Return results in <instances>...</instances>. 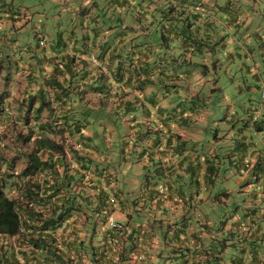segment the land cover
Listing matches in <instances>:
<instances>
[{"label": "trees", "instance_id": "16d2710c", "mask_svg": "<svg viewBox=\"0 0 264 264\" xmlns=\"http://www.w3.org/2000/svg\"><path fill=\"white\" fill-rule=\"evenodd\" d=\"M49 1L51 0L32 1L31 7L26 6L28 5L27 3L20 1L19 3L24 4V6H18L15 9L10 7L12 6L10 2H3V12L7 14L4 16L5 21L14 23L17 20L22 19L23 24H26L33 19L35 20V15L40 16L42 14L40 11H37L36 8L42 4V10L44 13L46 11L45 4ZM83 1L84 0H68L67 2L69 4H79V8L76 12V19H74V21H71L70 19V23L75 22L71 26L70 31H66V27H56L55 29H51L53 34V42L51 44L53 46L50 49L55 53L54 55L51 53V55L44 54L46 53V40L44 36H47V34L45 35V33L40 32L35 33V46H42L41 48L44 50L42 54L44 56L42 58L39 57L40 65L38 69L35 70V76L29 73L26 74L27 69L23 67H26L27 65L22 67L19 65L20 58L27 59L30 54L26 55L20 53L18 55L10 56L11 54L16 53L17 50H20V48H18V43L10 48L0 49V72L2 70L1 68H4L5 66L8 68H14L16 71L17 63L18 67H21L24 70L21 71L19 69L20 75L21 72L22 75L25 74L26 81L28 80L27 84L30 87H32L34 82L38 84V88L33 89V94H27L26 90L23 93L22 100L19 101L20 104L24 106V109H20V112L16 109L17 112L13 115L15 121L12 125H15L16 123L14 127H16L17 130V124L21 121L23 124L22 116L27 112L25 109L26 107L33 108L34 113L40 111L35 119L33 118L34 120L37 118L40 120L41 113L45 106L48 107L51 101H53L51 98L54 99V102L59 101V105L61 106L57 114L52 113L53 108H48L51 111L50 115L47 117V119L50 117L48 123L38 126H30L28 121L26 125H21L13 139L6 138V141H4L0 136V167H5L2 174L0 173V264H28L31 261L33 262L30 264H39L42 260L40 261L34 253L39 252L40 254V252H42V254H44V252L46 253V251L50 250L57 252V248H52V245L56 242V239H59V236H57L58 230L61 229L66 231L67 229H70L68 232L74 235V233H72L74 231V229H72L74 226L72 225L77 220L74 212L77 211L80 214H83V216L85 215V219H89L91 216V213L88 214L82 209L83 202L77 200V191H75L76 187H79L78 184H86L87 181H89L85 174H87L86 171H89L88 169L91 168L88 161V157L91 154L89 151L90 143L88 141L91 140V137L82 132L85 125L83 122L84 118L82 115L76 116L77 112H75L74 108L71 106L73 105L74 99L77 100L79 98V101H81V99L83 100L88 89H92L94 93L102 95V97L99 98V102L100 100L106 102L110 100V102L114 103V107L106 112V115L108 113L109 116L107 118L112 121L115 132H120V128L122 127H126L127 130H134L131 134L126 133V139H132L126 142V144H130L132 148L140 150L138 158L144 155L147 149L150 150L149 154H152L151 150L158 148L161 141L160 138L162 135H159L157 138L153 137L152 141L148 140L150 133L148 128H143L142 126L145 125L142 124L145 123L143 122V116L147 114L149 118L152 113L150 112L149 107L144 105L143 100L139 97L130 96L124 99L125 96L128 95V93L124 92V89H133L142 92L145 86L149 84V80L142 81L140 78L135 79L136 72H138L139 69H141L144 77H148L150 74V68L147 67L148 65L141 64L138 66L137 61L134 59L141 52L139 48L144 46V43L147 44L151 42L146 40L139 41V44L132 42L131 40L136 36L138 30H134V28H130L129 26V23L132 21L139 24L144 21V17L148 13L149 7H144L143 3L146 1L148 2V0H94L87 4H81ZM151 1L155 0H149V2ZM51 2L53 3L55 1ZM192 5L194 4L189 5L188 0H178L179 12L176 22L173 23V26L168 28H166L167 26L163 23L162 30L164 31L161 30L160 33V38L166 44L172 41L175 37H179L180 40L183 39V42H181V44L177 43L176 46L180 49L182 48V51L185 54H190V52H194L195 50L202 53L204 45L203 42H199L198 47L196 45L194 46L193 41H195V38H193L190 33V28H192V23L194 22L190 23V20L188 19V24L184 28V25L180 23V20H182L183 16L187 13L191 14L190 16L193 18V21H199L200 14L194 10L193 12L191 11ZM204 5L203 8L207 9L208 4L205 3ZM194 6L195 10H199L197 5ZM105 8L108 9V12L110 13H105V18L101 20L99 15L104 14L102 9L104 10ZM162 13L164 16L169 15V12L164 9L161 10L160 14ZM125 14L126 18L124 17ZM148 14L150 15L149 28L151 29L152 26H155L154 21L156 18L155 15L150 14V12ZM42 17L43 20L46 19V21H48L47 17ZM108 19L110 21L106 22L105 20ZM111 21L115 24H111ZM159 21H161L160 17ZM48 23L50 24L49 21ZM182 28L183 30H181ZM76 29L82 31L80 38L77 35L79 33L76 32ZM16 33L12 35L14 38H16ZM180 34H183L184 37H181ZM41 40L44 41V45H40ZM79 41H81V45L79 44ZM89 42L90 44H88ZM182 43H184V45H182ZM90 48L95 49L96 54L94 53L90 55ZM75 52H81V54L87 55L88 58L78 56ZM58 53L61 54L58 55ZM140 54L138 56H140ZM106 56L107 59H105ZM161 56L162 54L160 55V58ZM136 59L138 60L139 57ZM160 60L164 62L165 58L162 56ZM94 61H96V64ZM94 71L95 73H93ZM171 72V76L165 71L163 73L164 76H167L168 78L170 77V80H172L171 88L167 87L170 85H167L166 88L163 86L165 91L163 97L167 98L168 105H160L154 96H147V98L151 99L148 103L156 110L154 113L160 114L163 111V114L160 115V117H162L159 118V121H162L163 126L165 127L163 131L166 132V140L168 144L172 142L173 138H176V136L179 139L182 138V132L178 131L179 122L187 123L188 120L190 127H193L192 123L201 120L199 117L202 111H200L196 105L190 104L189 101H193L194 98L199 97V95L203 93L202 87H204L203 84H201V79L197 78V76L201 75L200 71L197 73V71L194 72L191 69H188L187 71L183 69L181 72L176 73L173 68ZM182 73L184 74L183 79L180 78V74ZM255 75L256 74L253 73V76ZM40 76L46 77L45 82L41 81ZM186 76L188 79H186ZM36 77L39 80L36 79ZM195 77L196 79L194 80ZM180 88H183L186 93L184 95L187 98V106L185 108L180 107L177 102L173 103L174 101H172V99L180 96L177 94ZM192 88L195 90L190 93L189 90ZM35 92L38 94V97L35 96ZM49 92H53L54 96L47 98L46 95ZM172 92L174 94H171ZM8 94H10V90H5L3 92L0 91V126H2L3 129L8 125L10 126L13 113L11 110L15 109L13 104L7 105V108L5 107L4 101L9 98L7 96ZM74 94L77 95V98ZM103 95L107 97H103ZM38 103L39 106H37ZM68 105L72 108L68 107ZM173 105H175V108H173ZM66 107L68 108L67 110H65ZM169 108L170 112H164ZM242 108H244V106H242ZM257 108L258 107L254 105L252 101L249 103L247 108L248 120L245 122L244 127L249 125L247 128L250 131V134L243 135L240 139H237L238 152L236 161L232 164L234 165V180L238 179L237 174L242 178V183L237 186L239 187V193L244 192L243 189L246 185L251 182L256 183L257 180L264 176V115L254 121L253 116ZM171 118H173L176 123V126L174 127L166 122L167 119ZM139 124L140 127L136 128ZM14 127H12V129H14ZM253 133L255 134L254 138H257V141L252 138L254 135ZM50 134L54 135L50 136ZM55 135L59 136V138L62 139V142H56L53 139ZM75 135L79 137L78 141L75 140L73 144L68 145L66 138H70L71 136L74 137ZM33 137L35 138L34 144L32 148L28 150L27 143L32 140ZM16 145H18L17 149ZM25 145L27 146L26 148H24ZM169 145L172 148V151H180L182 150L180 147H184L185 144L180 143L179 146H177L176 144L170 143ZM7 148L12 150L15 149L19 152L16 153L18 156L15 155L8 159L4 158L3 152ZM65 148L70 149L72 152L71 157L67 158L68 155ZM250 149H252V152H250ZM38 152H41V157H46L41 159L38 156ZM208 152H210L211 155L209 160V171L201 179L206 187L209 186L212 189L214 186L216 187V183L218 184L217 180H221V177L218 178L222 166L221 158L224 156L233 160L236 153L230 151L220 157V155L211 147ZM158 153L160 155L157 157V161H155L156 158H153V155H149L148 162L151 166L154 167L155 165L156 169L160 170L163 168L162 163L165 162L168 155L165 149L159 150ZM257 154H260L259 157H261V159H255V155ZM214 155H216V157ZM22 157L24 158V166L16 169L15 163L22 159ZM123 159L125 161L130 160L127 157ZM15 160H17V162H15ZM59 163L64 164L62 166L63 171L61 174H59L57 170ZM7 165H9V167H7ZM258 165H260V167ZM102 169L104 168H100V171ZM196 177L198 178V174ZM244 177L246 178L244 179ZM158 181L159 179L156 178L149 182L153 188L151 190L158 193L157 195L152 192L154 198L157 195L155 203L163 201V199L160 200L158 196L169 192V188L171 187L169 183L167 186L162 185L161 187H155L154 185L158 183ZM73 183L74 186L72 187ZM194 183L195 185L200 186L199 183L201 182L196 179ZM216 190L217 187L213 193H216ZM254 192H256L255 188L252 189L250 195ZM164 196L167 199L170 198V194L168 193ZM252 196L254 197L255 195ZM100 197L101 200L97 203V205L100 206L97 207L102 209L101 207L105 206L103 210L105 212L107 211L106 209L108 205H113L117 202V199L114 197L108 198L107 194H102ZM191 198L192 197L189 194L182 196V199L186 203L190 202ZM76 200L77 203H75ZM229 202H226L228 205L227 213L230 211L233 213L238 208L239 201L235 205L233 204L236 201L233 200ZM135 205L136 201L133 202L132 206ZM245 215L246 213H243L242 216ZM112 220L125 225L123 222L115 219ZM63 223H66L65 228L61 227ZM107 227L112 230H125L126 234L133 233L132 226L130 225L127 228L125 226L123 229L110 228L108 225ZM16 235L22 236L19 245L20 247L17 249L13 248L9 242V238ZM73 241H76L73 242V244L77 242H80L81 244V241H77L76 239H73ZM30 255H32V257L29 258ZM58 256L61 262L58 261L56 264H61L65 260V264H74V257L65 254H58ZM42 259L46 261L48 258L47 256H43ZM19 261L21 263H19ZM49 261L50 260H47L48 263H50Z\"/></svg>", "mask_w": 264, "mask_h": 264}, {"label": "crops", "instance_id": "0c3cea01", "mask_svg": "<svg viewBox=\"0 0 264 264\" xmlns=\"http://www.w3.org/2000/svg\"><path fill=\"white\" fill-rule=\"evenodd\" d=\"M20 1L23 0H0L1 50L4 48H10L18 43V39L14 38L12 35L23 29L26 25L25 23L23 24L22 19L17 20L14 23L5 21L4 16L7 14L3 12L4 7L2 6V3L10 2L12 6H9L15 9L18 6H24V4L19 3ZM52 1H60L64 7L63 9L71 13V21L76 19V12L79 8V4H69L67 3L68 0ZM91 1L94 0H84L81 4H87ZM143 6L146 8L149 7L148 13L150 12V14L155 15L156 19L154 22L156 33H161L163 27L162 24L165 19L171 20L168 24L165 23L167 26L166 28H168L173 26V23L176 22L177 19H174V16L177 15L178 18V0H155L151 2L148 0V2L146 1L143 3ZM161 8L168 11L169 15L164 16L163 13L160 14L162 10ZM148 13L145 15L142 23L130 22V28H134V30H138L140 33L147 34L150 29V15ZM41 16L49 17L47 13H42ZM159 17L161 18V21H159ZM74 23L75 22L66 26L65 30L70 31L71 26ZM76 32L79 33L77 35L80 38L82 31L76 29ZM46 34L47 36H44L46 40V53L44 54L54 55L55 53L50 49L53 46L51 44L53 42L52 30L47 29L45 31V35ZM181 42H183V39L180 40L179 37H175L169 43L181 44ZM169 43L166 44L161 39L156 41V44L151 45V43H144L145 45L139 48L141 50V54L139 53L140 56H138L139 54L137 55L139 59L137 60V57L134 59L137 61L138 66L141 64H153L154 68L149 70L150 74L148 77H142L143 73L141 69H139L138 72H136L135 79L140 78L142 81L149 80L150 82L152 75L160 76L164 71H166L169 76L172 75L171 71L174 67H167L164 70L163 62L160 60L162 58V56L160 58L162 51L164 49H171L172 46H170ZM79 44L81 45V41H79ZM88 44H90V42ZM182 45H184V43H182ZM41 47L42 46H37L36 50L28 55L27 59L20 58V63L18 62L19 65L21 67L27 65L26 67H23L27 69L26 74L29 73L35 76V70H37L40 65L39 59L44 56L42 55L44 50ZM94 53L96 54V50L90 48V55ZM59 54L61 53H58V55ZM75 54L88 58L87 55H83L81 52H75ZM105 59H107V56ZM94 63L96 64V61H94ZM21 67H18V64L16 63V71L19 75V79L15 80L17 86L10 90V94L7 95L9 98L4 101L6 108L7 105L13 104L15 109H12L11 111L14 112H20V109H24V106L19 102L23 98V93L27 90V94H30L33 92V89L38 88L36 82L32 84V87L27 84L28 80L26 81L25 74L22 75L21 72L20 75L19 69L24 71ZM46 67L48 68L47 65ZM11 70L15 69L12 68ZM181 71L182 70L175 69L176 73ZM257 72L258 71L255 72L256 75L253 76V78L255 79V82L258 83L255 87L257 89L260 88V92L261 87H264V80ZM93 73H95V71ZM182 75L184 74L182 73ZM37 77L36 79H38ZM40 78L42 82H45L46 77L40 76ZM252 89L253 88H251L250 91ZM194 90L195 89L192 88L189 91L192 93ZM124 92L128 93L124 99L129 96L139 97L143 100L146 107L150 105L148 102L151 99L147 98L146 95H143L145 91L141 92L133 89H124ZM53 96V92H49L46 95L47 98ZM74 96L77 98L76 94H74ZM101 97V94L94 93L92 89H88L83 100L81 99V101H79V98L77 100L74 99L73 105L71 106L74 108V111L77 112L76 116H79L78 114H84L90 109V107H94V112H103L105 109H107L106 112L108 110L110 111V109L114 107V103L110 102V100L108 102L100 100L99 102V98ZM103 97L107 96L103 95ZM51 99L53 101H51L48 107L45 106L41 113L40 120L32 119L29 123L30 126H38L48 123L50 117L49 119H47V117L51 113L50 109H48L49 107L53 108L52 113L57 114L59 112V108H61L59 101L54 102V99ZM71 106L68 105V107ZM67 109L68 108L66 107L65 110ZM150 112L154 113L151 109ZM149 118H151V115ZM86 122L89 124L88 121ZM151 123H154L153 127L148 125L150 123H142L146 125L141 124L143 128H148L150 133L148 140L152 141L153 137L157 138L159 135H162L160 138L161 141L158 148L151 150L152 154H149L150 150L147 149L144 156L142 155L139 157V161H149V155H153V158H156L155 161H157V157L160 155L158 151L161 149H165L168 156L166 157L165 162L162 163V169L158 170L154 165V167L152 166V170L147 171L150 175L147 173L145 174V178L140 182L137 192L135 193L136 202H139L140 204H136L132 207H127V205L129 203L133 204L134 201L126 199L123 194L125 188L122 189L117 184L120 174L119 171L115 166L109 165L107 158L102 159L99 152H96L95 142L93 140L95 131L86 133L82 130L83 134L91 137V140L88 141L90 143L89 151L91 152L88 161L91 168L88 169L89 171H86V177L89 181H87L86 184H78L79 187H76L75 189V191H77V200H81L83 206L87 208L88 212H92L93 214L97 211H103L105 208V206H102V209L97 207L100 206L97 205L101 200L100 195L107 194L108 198L114 197L117 199V202L113 205H108L106 209L107 211L101 213L100 217L102 218V222L98 223L95 227H91L89 230L82 229V225L83 223H88L90 219H85V215L83 216V214H80L77 211L74 212L75 217H77V220L74 223V228H72L74 229L72 232L74 235L68 232L70 229H67L66 231L61 229L58 230L57 236H59V239L55 238L56 242L52 245V248H57V252L50 250L46 251V253L44 252V254H42V252H40V254L39 252L34 253L40 261L42 260L39 264H56L58 261L61 262L58 254H65L74 257V264H264V248L258 244L260 239L264 240V176L257 180L256 183L251 182L246 185L243 189L245 192L250 193L252 189L256 187V192L253 194L251 193L250 200L247 204V206H252L251 210L247 209L248 213H246L245 216H242L244 208L248 207H244L245 204H239L236 211L228 214V205L226 202L233 190L223 189L222 181L217 180V190L221 191L223 189V191L220 192L222 196H219L220 194L214 196L213 192L216 187L214 186L211 189V187H206L204 183H202L203 180L201 178L209 171L210 152H200L199 149L188 147L185 143L187 139L184 138V133L182 138L179 139L176 136V138H173L172 142H170L177 146H179L180 143L185 144L184 147H180L182 148L180 151H172V148L169 145L170 143L168 144L166 140V132L163 131V129H165L163 123H161L159 119L153 120ZM138 127H140V124L136 128ZM126 131V133L129 134L134 132V130H127V128ZM51 135L54 134H50V136ZM254 136L255 134L252 138L257 141V138H254ZM55 138H57V135L53 138L56 141L57 139ZM34 140L35 138L33 137L32 140L27 143L28 150L32 148ZM126 147H131V145L126 144ZM252 149H250V152H252ZM259 155H255V159H261ZM38 156L41 159L46 157H41V152H38ZM214 156L216 157V155ZM23 162L24 160L18 161L16 169L23 167ZM63 165V163H59V166L57 167L59 174L63 171ZM258 166L260 167V165ZM100 168L104 169L100 171ZM151 171H153L152 173H154L159 179L158 183L154 185L155 187H161L162 185L167 186L168 183L171 186L169 192H167L170 194L169 199L164 196L167 195V193L161 194L158 198H160V200L163 199V201L155 203L158 193L151 190L153 188L149 182L156 179L151 175ZM197 174L198 178L196 177ZM196 179L201 182L199 183L200 186L195 185L194 182ZM230 179L234 180V176H230L229 180ZM241 183L242 178L233 181V184L235 185ZM152 192L157 194H155V198ZM206 193H208L207 196L205 195ZM188 194L191 195L192 198L190 202L186 203L182 199V196ZM252 195L255 196L253 197ZM224 198L226 199L224 200ZM77 200L75 203H77ZM235 204H237V201L234 202L233 205ZM132 208L134 215L131 212ZM112 215L116 217L115 220L123 222L126 228L129 225L132 226L133 233L126 234L125 230H112L103 224L104 220ZM21 239L22 236L16 235L10 237L9 242L13 248L17 249L20 247ZM73 239L81 241V244L80 242L73 244V242H76L73 241ZM230 245H233V247L236 248V253L227 254L228 246ZM34 254L32 255L35 256ZM32 255H30L29 258L32 257ZM43 256H47L48 259L44 261L42 259ZM157 259L159 260L158 262ZM19 260L22 261L21 259ZM47 260H50V263H48ZM20 261L19 263H21ZM65 263L66 260L61 264Z\"/></svg>", "mask_w": 264, "mask_h": 264}, {"label": "rangeland", "instance_id": "374dc122", "mask_svg": "<svg viewBox=\"0 0 264 264\" xmlns=\"http://www.w3.org/2000/svg\"><path fill=\"white\" fill-rule=\"evenodd\" d=\"M32 1L36 2V0H23L24 3L28 4L26 6L30 7L32 6ZM51 1L45 4L46 11L44 12V14L47 13L49 15L47 20L51 25L46 19L43 20L41 15H35V20L33 19L27 22L23 29L16 33L15 37L18 39V48L20 50H17L16 53L10 56L20 53L27 55L36 50V32L45 33L47 29H55L56 27L65 28L70 25L71 13L63 9L64 7L60 1L53 3ZM188 3L189 5L194 4L198 6L199 10H195V6L192 5L191 11L193 12L194 10L200 14L199 21H193V18L190 16L191 14L187 13L180 20V23L184 25H182L184 28L188 24V19L190 23L194 22L192 23V28H190V33L195 38V41H193L194 46L196 45L198 47L199 42L204 43L202 53L195 50L194 52H190V54H185L182 48L180 49L175 43H169L172 46L171 49H164L161 53L165 58L163 62L164 70L167 67H174L176 70L184 69L187 71L191 69L194 72L197 71V73L198 71L201 72V75L197 76V78L201 79V84L204 86L202 87L203 93L199 97L194 98L193 101H189L190 104L196 105L202 111L199 117L201 120L192 123L193 127H190L188 120L187 123L179 122V120L178 131L182 132V137L184 133L188 147H195L200 152L204 150L208 151L211 147L220 157L230 151L236 153L233 160L224 156L221 158L222 166L219 178L221 177L223 189L233 190L227 198L228 202L233 200L239 201L240 203L238 202V204H245V207L250 200V193L245 191L239 193L238 185L233 184V180H229V177L234 176V165L232 163L236 161L238 152L237 139H240L243 135L250 134L247 128L249 125L244 127L245 122L248 120V105L252 101L254 105L259 107L261 103V92L264 89V87H261L259 92L260 88L257 89L255 87L258 83L253 78V73L258 71L257 73L264 80V0H188ZM205 3L208 4L207 9L203 8ZM36 9L40 13H43L42 4ZM102 12L104 14L99 15L101 20L105 18V13H110L106 8L104 10L102 9ZM124 17L126 18V14ZM174 19H177V15L174 16ZM105 21L109 22L110 20ZM169 21L171 20H165L164 23L168 24ZM110 23L115 24L112 21ZM155 29V26H152L147 34L136 32V36L131 41L138 43L139 41L146 40L151 42V44H156V41L161 40V35L160 33H156L154 31ZM180 36L184 37L183 34H180ZM147 67L151 69L154 68V65L151 64ZM247 68L248 70H246ZM1 69L3 71L1 70L0 72V91L12 90L17 86L15 80L19 79L18 72L11 70L12 68H8L7 66ZM180 78L183 79L184 75L180 74ZM186 79H188L187 76ZM163 86H165L164 88L166 86L172 87L170 77L168 78L163 74L160 76L152 75L149 84L143 90L145 91L143 95L154 96L160 105H168L167 98L163 97L165 93ZM251 88L254 90L252 89L250 91ZM171 94L174 93L172 92ZM177 94L180 96L174 99L171 98L174 101L173 103L177 102L180 107L185 108L187 106V98L184 96L186 94L184 89L180 88ZM37 95L36 93L35 96L38 97ZM37 106H39V103ZM148 107L152 111H156L152 105ZM173 108H175V105H173ZM25 109L28 113L25 112L22 116L23 124L22 121L17 124L18 130L14 127L16 123L12 125L15 121L13 115L16 112L14 111H12L10 126L8 125L4 129L0 126L2 140L6 141V138L13 139L21 125H26L28 121L30 123L40 113V111L34 113V110L28 107ZM106 110L103 112H94V107H90L87 112L78 115H82L84 118V132L95 131L93 140L95 142L96 152H99L102 159L107 158L109 165L115 166L119 171L120 174L117 184L120 188H125V192H123L124 197L135 202L137 188L145 178V174H149L147 171L152 170V166L148 161H139L138 155L140 150L126 147V142L132 140L130 138L126 139V127L120 128V132H115L112 121L107 118L109 116L108 113L106 115ZM162 112L160 114L152 113L151 118H148L147 114H145L143 116V122L150 123L149 126L153 127L154 123H151V121L161 118L162 116L160 117V115L163 114ZM164 112H170V108ZM160 122L162 123V121ZM166 122L172 127L176 124L173 118L167 119ZM78 138L75 135L74 137L66 138V141L69 145L73 144L75 140L78 141ZM55 139H57V142H62L59 136ZM26 147L25 145L24 148ZM17 148L18 145H16ZM15 151V149H5L3 152L4 158L8 159L15 155L18 156L16 153L19 152ZM65 151L68 155L67 158L71 157L72 152L70 149L65 148ZM125 157L130 160L125 161L123 159ZM20 160H24V158L22 157ZM16 165L17 163H15ZM4 170L5 167L1 166L0 173L2 174ZM152 172L151 175L157 178ZM237 177L240 179L238 174ZM73 186L74 183L72 184ZM221 191L216 190V193H213V195H219ZM205 195L207 196L208 193ZM219 196L222 195L220 194ZM136 204L140 203L136 202ZM127 207H132V203H129ZM247 207L244 208V213L248 212L247 209L251 210L252 208L251 205ZM82 209L88 214L91 213L89 217L90 221L83 223L82 229L89 230L91 227H95L98 223L102 222V218L100 217L102 212L97 211L93 214L92 212H88L85 206ZM131 212L134 215L133 208ZM110 219H116V217L114 215L108 217L107 220H104L103 224L107 226V221ZM258 244L264 248L263 239H260ZM235 251L236 248L233 245L228 246L227 254L236 253Z\"/></svg>", "mask_w": 264, "mask_h": 264}, {"label": "built area", "instance_id": "2783aa9c", "mask_svg": "<svg viewBox=\"0 0 264 264\" xmlns=\"http://www.w3.org/2000/svg\"><path fill=\"white\" fill-rule=\"evenodd\" d=\"M40 45H44L43 40L40 41ZM263 115H264V89L261 92V103L259 104V107L255 110L253 120L256 121L259 117H261ZM66 221H64V222H66ZM107 224L110 228H121V229H123L125 227V225L119 224L112 219L108 220ZM65 225H66V223H63L61 227L65 228ZM74 225L75 224H73L72 226H74Z\"/></svg>", "mask_w": 264, "mask_h": 264}]
</instances>
